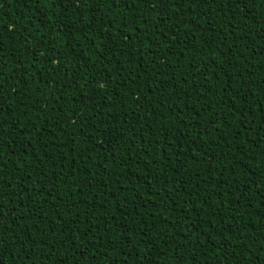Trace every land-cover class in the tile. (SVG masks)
Segmentation results:
<instances>
[{
    "label": "trees",
    "instance_id": "trees-1",
    "mask_svg": "<svg viewBox=\"0 0 264 264\" xmlns=\"http://www.w3.org/2000/svg\"><path fill=\"white\" fill-rule=\"evenodd\" d=\"M185 16L177 31L133 0L120 7L65 0L60 8L49 0H0V58L11 97L5 113L9 122L19 117L17 128L28 125L15 145L0 148V176L10 191L23 180L32 195L31 202L28 193L17 197L25 207L17 204L11 215L0 197L4 264H264V4L248 0L246 8L221 11L193 3ZM74 74L97 83L73 82ZM138 99L151 110L139 109ZM209 103L223 110L219 131L207 123ZM97 109L111 115L94 130L102 117L87 114ZM61 141L68 147L54 150ZM41 173L43 190L34 184ZM32 204L37 215L28 219Z\"/></svg>",
    "mask_w": 264,
    "mask_h": 264
},
{
    "label": "snow or ice",
    "instance_id": "snow-or-ice-1",
    "mask_svg": "<svg viewBox=\"0 0 264 264\" xmlns=\"http://www.w3.org/2000/svg\"><path fill=\"white\" fill-rule=\"evenodd\" d=\"M25 3L28 2V0H24ZM65 2V0H49V5L50 6H55L57 8H60L61 5H63ZM126 2V0H110V4L112 6L115 7H120L121 3ZM247 2L248 0H133V6H135L136 3H139L141 5L142 8H146L149 9L153 12H156V15L160 18L161 23H163V21L165 19H168L172 25V29L175 30H179L180 25L184 24L186 22V20L188 19V17L185 16V12L187 11L188 8L191 7V5L193 3H202L205 5L208 4H216V7L218 10L223 11L225 7H231L234 10H238V5L243 4V6L246 8L247 7ZM260 2L262 4H264V0H260ZM31 3L36 6L41 4V0H31ZM69 3H71V0H69ZM171 6V13L169 12V7ZM64 11H67V8H64ZM211 13H209L210 15ZM175 15V19H171V16ZM90 26V25H89ZM5 27V25L0 24V28ZM72 31H79V28H72L70 29ZM12 31H15V26L13 27ZM164 31H169L168 29H163L162 32ZM262 31H264V29H262ZM172 36L175 37L176 36V31H172ZM261 39H264V35L260 36ZM109 40H111V37L108 38ZM124 39L129 40L131 39L130 35H126L124 37ZM226 39V37H225ZM164 43L166 46H171V44L173 43L172 41H169L167 37H165L164 39ZM175 43L179 44V43H183L182 41H175ZM5 51L4 47H3V40L0 39V54H3ZM154 55V54H153ZM165 59L167 58V56L165 55L164 57ZM50 62V61H49ZM6 67V65L4 64V61L2 58H0V148H3L4 146H7L9 148H11L12 145L16 144V139H15V134L18 133L20 136H24L25 133V129L27 128V124H25L22 128H17V125L20 123V119L19 117H14L12 119L11 122H9L8 117L5 113V105L3 103V101L5 99H11L10 96H6L5 92V79H4V72H3V68ZM19 67V65H18ZM62 67V66H61ZM57 71H59V67L56 69ZM205 71H207V69H205ZM261 72H264V68H261ZM73 82H76L78 80H85L86 83H90L91 85H95L97 83L96 79H92V80H87L85 78V76L83 75H79V74H74L73 76ZM99 81H104L106 79V77L103 76V74H100L98 77ZM109 84L111 83L110 78H107ZM135 81H133L134 83ZM69 86H71V84H69ZM160 88H163L165 85L164 84H158L157 85ZM192 86L196 87L195 85V81L193 80L192 82ZM93 88L90 87L89 88V93H90V98L93 101H98L100 99V97L96 96V95H91V93L93 92ZM107 90V88H105V91ZM250 90V89H249ZM17 95L19 94L18 92L16 93ZM52 95H55V93H52ZM149 95H151V90H149ZM171 96V94H170ZM177 98H179V94L177 93ZM198 98L200 99H208V97L204 94V93H198ZM83 99V97H82ZM135 103H137V107L139 109H143V108H148L149 110H151L150 105L145 104L144 102L140 101L139 99L137 101H134ZM37 103H39V101H37ZM175 102L173 101V104ZM219 105V101H217V105ZM115 105H113L114 107ZM22 107V106H21ZM45 108L48 107L47 104L44 105ZM108 107V105H101V108H106ZM161 107H163V104H161ZM203 107H205L207 109L208 112L213 113V115L211 117H209V120L207 121V123H211L212 125H214V127L212 128V131H219L220 125L223 122L220 119L221 116V111H223L221 109V111H217V112H213V105L212 104H205ZM37 111H39V109H37ZM230 111V109H229ZM133 114H135V110L133 111ZM22 115H26L25 113H22ZM94 115L95 116H100L102 117V119H100L98 121V123L96 124H92L91 127L94 130H99L98 129V124H104L106 125L108 123V117L111 115V113L109 112L107 115L97 109L95 111V114H93L92 110H90L87 114V119H94ZM199 115V112H195L193 115V119H195V117ZM37 119H39V117H37ZM56 119H59V117L57 116ZM78 120L80 119L79 117L77 118ZM31 118H29V122H30ZM155 121H153L154 123ZM124 124H127V118L124 119V121L122 122ZM5 125H7V130L5 129ZM192 127H195V125L193 124ZM81 131L83 130V126H81ZM126 131H134L132 129H125ZM33 131H35V128L33 126ZM56 131H62V129L57 128ZM208 129L205 127L203 129V131L200 133V135H206L207 134ZM7 137V140H5L4 138ZM167 138V137H165ZM183 137H181L182 139ZM199 139V137H197V140ZM215 139V138H214ZM222 139V137H221ZM48 141H45L44 147L46 148L48 145ZM73 143H75V141H73ZM225 143H228V141H225ZM68 145L65 144L63 141L59 142V143H55V147L54 150L56 149H61V148H67ZM88 149L90 151H95L96 148L99 147V145L96 146V148H94L92 145H88L87 146ZM73 151H75V149H73ZM189 151L191 152V149H189ZM176 155H183L182 152H177L174 153ZM24 155H27V153H24ZM57 155H59V153L57 152ZM113 161L116 160L115 154H110ZM196 155L195 152H192V156L194 157ZM88 159H92V157H88ZM125 159H129L131 160L132 157L131 156H127L125 157ZM54 163V162H53ZM70 163H75V158H73ZM62 166V165H61ZM182 166V165H181ZM206 168L209 172L212 171V162H210L208 165H206ZM0 171H3V166L2 164H0ZM16 171H20L19 168L16 169ZM98 175V173H97ZM22 176H25L28 180H32V176L30 174H28L27 172L22 173ZM43 178V174H39V177L36 181H34V184H39L40 185V189L43 190L44 186L41 183ZM67 175L64 176V180H67ZM203 182V181H201ZM224 183H227V181H225ZM179 187H182V185H179ZM196 187H199V184L196 185ZM11 189H13V185L11 183H8L7 179L4 176H0V197H7V202L11 203V207L7 208V213L9 215L16 213V206L17 204H19V206L21 208H24L25 205L23 203H21L20 201H18L16 198L17 197H22L25 193H28L27 188L24 186L23 180L20 181V183L18 185H16V188L14 191H10ZM34 191H38L36 188L33 189ZM84 189L80 188V191L82 192ZM217 190H220V187L218 185ZM90 194V193H89ZM167 196V193L165 194ZM191 195V193L189 194V196ZM58 198V197H57ZM27 199L31 202L32 201V195L31 193L27 194ZM47 203V199H44L42 201H40V206L43 207L44 204ZM185 203L189 205V211L192 210V204L190 199H188L186 197L185 199ZM206 203V201H205ZM220 207H223L224 201H218L217 202ZM233 203H239V201H234ZM74 206V205H73ZM96 205H93V207H95ZM62 207H64V205H62ZM35 208V204H32V207L29 208V215H28V219H32L33 216L37 215V212L34 211L33 209ZM68 211L70 212L71 209L69 208ZM213 212H217L219 211V209H214L212 210ZM234 211V209H233ZM55 215L57 216V218L62 219V217H60L59 212L57 211L55 213ZM5 216V206L3 202H0V219H2ZM25 217L19 213L16 214L15 219L17 220H22ZM72 224H78L79 223V216L78 215H73L71 217V221ZM196 223H201V221H197ZM23 227H27V225H23ZM54 227V226H53ZM94 227V225H90L88 227V229H86V231L84 233H81V235H87L88 232L91 231V228ZM64 225H61V231H63ZM110 230V229H105ZM238 230V229H236ZM8 231L7 227H3L0 226V232H6ZM75 231H79V228L74 229ZM67 239H71V237H66ZM93 239L95 237H92ZM187 239V238H185ZM146 243H150L146 242ZM202 243V242H201ZM4 244V240H3V236L0 235V251H2V245ZM197 247H199V245H197ZM94 258V255H93ZM225 260H227V256H225ZM0 264H4V261L2 258H0ZM177 264H183L182 259L177 260Z\"/></svg>",
    "mask_w": 264,
    "mask_h": 264
}]
</instances>
